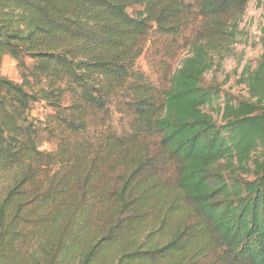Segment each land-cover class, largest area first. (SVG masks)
<instances>
[{"label": "trees", "instance_id": "obj_1", "mask_svg": "<svg viewBox=\"0 0 264 264\" xmlns=\"http://www.w3.org/2000/svg\"><path fill=\"white\" fill-rule=\"evenodd\" d=\"M251 3L0 0V264H264V22L203 85Z\"/></svg>", "mask_w": 264, "mask_h": 264}, {"label": "rangeland", "instance_id": "obj_2", "mask_svg": "<svg viewBox=\"0 0 264 264\" xmlns=\"http://www.w3.org/2000/svg\"><path fill=\"white\" fill-rule=\"evenodd\" d=\"M264 22V12L256 9L255 4L248 5L243 21L240 25L241 34L238 42L232 47L231 52L222 61L219 66L213 68L211 72L204 77L203 85L210 89L217 90L216 96L220 101L224 98L233 100L247 99L246 88L240 83V74L245 66L255 67L261 50L257 44V28L260 23ZM186 54V53H184ZM182 55L181 59L186 56ZM138 66L147 72L146 61L141 57ZM1 73L10 80L18 81V72L15 62L7 57L3 59ZM214 100L212 108H206L205 112L212 115L215 119V111L218 107V101ZM34 115L43 116L42 110L35 106ZM217 121H219L217 119ZM53 146L50 143L43 144L42 149L50 150ZM5 182L0 181V189L3 188Z\"/></svg>", "mask_w": 264, "mask_h": 264}]
</instances>
